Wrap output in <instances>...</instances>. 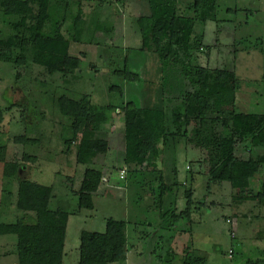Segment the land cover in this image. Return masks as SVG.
Listing matches in <instances>:
<instances>
[{
	"label": "rangeland",
	"instance_id": "1",
	"mask_svg": "<svg viewBox=\"0 0 264 264\" xmlns=\"http://www.w3.org/2000/svg\"><path fill=\"white\" fill-rule=\"evenodd\" d=\"M5 1L0 0V40L14 34L10 23L18 20L6 12ZM79 1L85 22L82 41L72 42L70 48L72 56L82 59L79 70L51 75L28 58L18 79L20 69L11 62L0 61V109L4 112L0 147H6L8 162L23 165L16 177L7 178L4 164L0 163V264H18L16 223L35 221L34 213L16 207L21 179L52 187L50 208L70 213L63 264H79L82 232L104 233L106 221L111 218L128 223L129 252L125 264H183L188 247L207 258V264H249L250 260L264 259V204L240 199L246 195L241 188L243 181L209 183V166L196 163L202 156L194 145L182 140L177 154L179 181L185 183L176 190L179 211L186 208L188 167L192 165V171L200 173L193 185L191 221L179 224L176 232L161 229V210L156 199L161 186L157 171L163 170L167 177L169 163L154 161L144 175L121 179L125 168L122 107L129 102L143 107L168 105L161 87L159 58L141 50L136 20L149 14L150 9L147 0H71L68 11L59 4L54 15L56 20L66 17L62 32L67 37L76 26ZM217 18L219 22L209 21L205 27H197L205 34V46L213 49L209 57L201 55L200 63L210 68L227 67L229 73L224 86L209 87L206 91L216 94V105L221 111L234 105L239 112L264 113V0H218ZM51 62L62 67L60 58L53 56ZM127 64L139 81L131 82L117 75ZM62 95L75 99L86 95L92 105L114 106L112 121L101 131L89 129L81 134L68 149L66 140L72 138L73 120L57 106L56 100ZM20 135L39 142L17 144L14 138ZM82 140L106 144L110 151L88 165L78 164L76 155ZM252 153L264 157V148H255ZM24 154L36 157L37 161L23 160ZM239 155L249 157L243 149ZM88 168L102 171L104 180L93 194L94 209L78 210L76 192ZM252 183L254 191L264 192L261 178Z\"/></svg>",
	"mask_w": 264,
	"mask_h": 264
},
{
	"label": "trees",
	"instance_id": "2",
	"mask_svg": "<svg viewBox=\"0 0 264 264\" xmlns=\"http://www.w3.org/2000/svg\"><path fill=\"white\" fill-rule=\"evenodd\" d=\"M70 1H5L6 12L17 16L18 20L10 23L14 34L0 40V61L15 64L20 69L18 79L21 69L29 62L28 58L51 75L58 72L65 75L79 70L82 59L72 56L70 48L72 42L82 41V24H85L82 4L80 1L76 4L80 13L75 28L70 30L73 34L68 37L62 32L66 17L56 20L54 15L59 4L68 11ZM147 2L149 14L136 20L142 41L141 50L152 52L159 58L161 87L168 105L143 107L129 102L122 107L126 176L136 178L144 175L154 161L165 160L170 164L167 177L163 170L157 171L161 175V186L156 199L161 210V229L178 231L179 224L191 221L195 202L193 185L195 176L200 173L192 171V165L188 167L190 176L187 181L190 186L184 192L186 208L179 211L176 190L185 183L179 181L177 154L181 141L185 140L187 144L194 145L202 156L196 163L202 167L206 164L209 166V183L235 184L243 181L241 188L246 195L240 199L264 204V192L252 188L255 178H261L264 184V157L253 156L252 153L255 148H264V113L239 112L234 105L230 110L221 111L216 105V94L206 91L209 87L224 86L229 73L227 67L210 68L200 63L201 55L209 57L213 49L205 46V34L197 31V27H205L209 21L219 22L218 0ZM53 56L60 58L61 68L52 64ZM116 73L128 81H139V76L130 70L129 64L124 71ZM111 90L118 91L115 87H111ZM119 93L124 94L122 89H119ZM174 101L177 103L174 104ZM56 102L60 112L73 120L72 138L66 140L68 149L89 129L101 131L104 125L112 121L115 109L112 105H92L86 95L80 99L62 95ZM3 119L4 112L0 109V125ZM193 125L195 127L190 131ZM14 142L27 146L36 145L39 141L20 135L14 138ZM241 149L249 153L248 158L239 155ZM109 151L110 147L106 144L82 140L78 144L77 163L88 165ZM23 160L37 161L36 157L28 154H24ZM0 163L4 164L3 173L7 178L16 177L23 168L19 162L7 161L6 147H0ZM103 180L102 171L93 168L85 171L81 188L76 192L78 210L94 209L93 194L98 192ZM153 193L156 194L155 191ZM53 197L52 187L28 179L20 180L16 207L34 213L35 221L32 218L33 222L18 220L16 223L18 264L64 263L70 213L61 209L52 210L50 203ZM127 226L126 221L111 218L106 221L104 233L83 231L79 264H125L129 252ZM173 254L175 257V252ZM169 262L173 263V260ZM207 262V258L194 253L190 247L185 249L183 264ZM249 264H264V259L250 260Z\"/></svg>",
	"mask_w": 264,
	"mask_h": 264
},
{
	"label": "built area",
	"instance_id": "3",
	"mask_svg": "<svg viewBox=\"0 0 264 264\" xmlns=\"http://www.w3.org/2000/svg\"><path fill=\"white\" fill-rule=\"evenodd\" d=\"M125 176H126V172L123 170V171L121 172V179H125Z\"/></svg>",
	"mask_w": 264,
	"mask_h": 264
}]
</instances>
